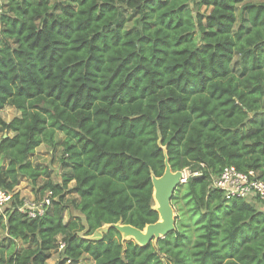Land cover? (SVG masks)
Wrapping results in <instances>:
<instances>
[{
    "label": "trees",
    "instance_id": "1",
    "mask_svg": "<svg viewBox=\"0 0 264 264\" xmlns=\"http://www.w3.org/2000/svg\"><path fill=\"white\" fill-rule=\"evenodd\" d=\"M5 107L0 264H264L262 205L211 186L225 166L264 183V0H0ZM158 142L173 171L200 173L173 193L174 231L87 240L157 221ZM40 145L61 150L57 183L30 159ZM21 180L51 192L43 215L20 210Z\"/></svg>",
    "mask_w": 264,
    "mask_h": 264
},
{
    "label": "water",
    "instance_id": "2",
    "mask_svg": "<svg viewBox=\"0 0 264 264\" xmlns=\"http://www.w3.org/2000/svg\"><path fill=\"white\" fill-rule=\"evenodd\" d=\"M158 146L163 152L164 170L161 176L158 177L153 173L150 174L154 204L152 210L158 215L157 221L145 225L143 229L124 224L122 221L115 224H105L97 228L91 236L87 237V240L100 241L103 234L112 228L120 235L122 243L131 240L140 247H144L149 243L155 246L159 239L174 231L176 214L171 205V198L174 191L185 182V175L183 171H173L170 168L165 147H162L160 142H158ZM251 205L253 206V204Z\"/></svg>",
    "mask_w": 264,
    "mask_h": 264
},
{
    "label": "built area",
    "instance_id": "3",
    "mask_svg": "<svg viewBox=\"0 0 264 264\" xmlns=\"http://www.w3.org/2000/svg\"><path fill=\"white\" fill-rule=\"evenodd\" d=\"M187 172L189 176H198L199 171ZM186 180V178H185ZM211 186L220 190L227 198L236 197L246 201L256 200L264 207V183L256 177L253 171L240 173L232 166H225L214 176ZM51 192L47 191L39 200H23L20 210L29 218H36L45 213L50 205ZM12 199V193L0 188V218L4 217L5 209ZM63 244H60V248Z\"/></svg>",
    "mask_w": 264,
    "mask_h": 264
},
{
    "label": "rangeland",
    "instance_id": "4",
    "mask_svg": "<svg viewBox=\"0 0 264 264\" xmlns=\"http://www.w3.org/2000/svg\"><path fill=\"white\" fill-rule=\"evenodd\" d=\"M18 113L12 107H5L0 111V116L5 121H9L14 116H17ZM62 135H56V139H60ZM61 155V150L57 148L55 151L51 150L46 145H40L34 151L33 156L30 157L33 164H40L42 166H47L51 170L50 180L53 183H57L60 180V167H59V158ZM185 178L189 177L188 173L184 171ZM43 180L37 182V184L33 187L27 180H21L15 192H19L20 197L27 201L39 200L43 195L41 194L40 187L43 185ZM71 186V185H70ZM34 188V189H33ZM259 207V205L257 204ZM70 214H76L75 211L69 209L67 214H65V220L68 219ZM5 231L2 227H0V241L4 237ZM58 258V253H53L51 258L46 262V264H54ZM78 264H93L91 261L82 259Z\"/></svg>",
    "mask_w": 264,
    "mask_h": 264
},
{
    "label": "crops",
    "instance_id": "5",
    "mask_svg": "<svg viewBox=\"0 0 264 264\" xmlns=\"http://www.w3.org/2000/svg\"><path fill=\"white\" fill-rule=\"evenodd\" d=\"M260 206H261V205H260ZM260 206H259V207H260ZM260 209H261V210H264V207H263V206H261V207H260Z\"/></svg>",
    "mask_w": 264,
    "mask_h": 264
}]
</instances>
